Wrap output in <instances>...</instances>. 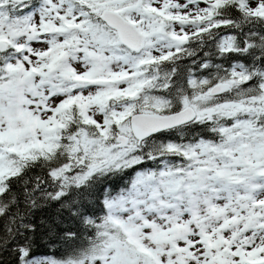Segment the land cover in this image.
Wrapping results in <instances>:
<instances>
[{
    "label": "snow or ice",
    "instance_id": "6c2138e0",
    "mask_svg": "<svg viewBox=\"0 0 264 264\" xmlns=\"http://www.w3.org/2000/svg\"><path fill=\"white\" fill-rule=\"evenodd\" d=\"M0 264H264V0H0Z\"/></svg>",
    "mask_w": 264,
    "mask_h": 264
}]
</instances>
